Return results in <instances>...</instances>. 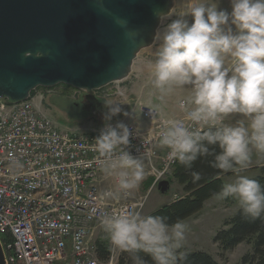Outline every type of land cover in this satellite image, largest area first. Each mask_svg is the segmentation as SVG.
Returning <instances> with one entry per match:
<instances>
[{
    "label": "clouds",
    "instance_id": "1",
    "mask_svg": "<svg viewBox=\"0 0 264 264\" xmlns=\"http://www.w3.org/2000/svg\"><path fill=\"white\" fill-rule=\"evenodd\" d=\"M178 2L179 10L171 15L153 10L159 24L150 68L152 84L162 95L173 86L190 90L180 105L185 115L160 117L156 126L152 117L146 130L137 126L135 134L142 143L167 148V158L187 169L197 159L212 156V167L239 173L247 167L252 148L264 153V0H230V12L218 10L213 0ZM125 102L106 103L104 119L120 114ZM232 114L248 117L249 123H226ZM132 136L127 124L117 122L106 125L94 139L93 150L102 158L100 171L116 184V191H104L101 201L117 199L144 179L142 155L128 150ZM13 167L22 165L13 161ZM192 175L200 179L199 173ZM214 196L234 198L244 215L253 219L264 215V186L254 178L238 175ZM90 215L98 218L113 246L134 254V264H145L141 252L154 264H177L176 253L187 230L183 221L169 224L159 215L96 207Z\"/></svg>",
    "mask_w": 264,
    "mask_h": 264
},
{
    "label": "built area",
    "instance_id": "2",
    "mask_svg": "<svg viewBox=\"0 0 264 264\" xmlns=\"http://www.w3.org/2000/svg\"><path fill=\"white\" fill-rule=\"evenodd\" d=\"M43 98L42 94L19 102L0 98V243L5 263L116 264L114 255L98 257L90 234L101 224L90 215L91 209L140 213L145 199H135L128 190L117 199L101 201V194L116 191V184L100 171L102 158L93 150L94 139L108 124H127L133 131L128 150L142 155L144 172L157 187L172 177L178 161L167 158V148L142 143L135 129L146 130L152 117L156 126L167 116L139 103L115 123L73 132L60 129L43 112ZM182 101L186 100L179 106ZM184 115L183 111L176 118ZM13 161L22 167H13Z\"/></svg>",
    "mask_w": 264,
    "mask_h": 264
},
{
    "label": "water",
    "instance_id": "3",
    "mask_svg": "<svg viewBox=\"0 0 264 264\" xmlns=\"http://www.w3.org/2000/svg\"><path fill=\"white\" fill-rule=\"evenodd\" d=\"M174 0H0V98L27 99L38 87L95 91L129 77L137 54L154 44L153 10ZM169 180L157 189L165 194ZM0 264H6L0 243Z\"/></svg>",
    "mask_w": 264,
    "mask_h": 264
},
{
    "label": "rangeland",
    "instance_id": "4",
    "mask_svg": "<svg viewBox=\"0 0 264 264\" xmlns=\"http://www.w3.org/2000/svg\"><path fill=\"white\" fill-rule=\"evenodd\" d=\"M209 2H211V0H209ZM213 2L217 4L218 10L223 9L229 12L231 11L230 0H213ZM179 8L180 4L178 0H174L173 8L169 15L178 11ZM187 19H189L190 22L192 21L191 17H187ZM162 26L161 24L160 27ZM155 48L156 41L153 45L142 49L137 54L133 63L132 72L127 79L120 82H113L95 91L97 96L100 95L102 105L93 112H88L81 106L83 101L80 100V97L84 91L74 90V88L65 84H59L51 88L38 87L32 91L33 95L42 94L44 96L42 106L43 112L51 118L60 129L73 132L90 131L107 123H115L127 116L123 114L124 112L129 114L139 103L153 107L161 114L167 115V117L168 115L169 117H177L182 113L179 102L187 99L189 90L187 87L181 88L173 86L162 95L158 89L154 88L150 64L154 57ZM109 91L111 92L109 95H104ZM119 91H121V93L117 95L116 93ZM125 99L128 103L125 102L121 104L122 112L112 117L110 121L105 120L104 114L108 111L106 103L114 101L122 102ZM146 102L151 103V105ZM176 108L180 111L178 115L176 112L174 113ZM139 115V111H137V118ZM225 122L230 124L241 122L247 126L249 118L241 114H232L225 118ZM261 165H264V153L258 152L255 148H252L251 159L247 167L239 173L233 172L226 176L223 179L224 184L233 182L238 175L251 178L259 175L260 172L258 167ZM144 173V179L140 182L139 186L131 189L135 199H145L143 208L140 212L142 216H146L162 205L168 204L184 195L182 186H180L174 177L166 179L170 181V187L168 192L162 194L156 186L152 187L153 180L150 175L146 172ZM238 208V202L232 197L225 199H218L215 197L204 204V208L201 211L183 220L187 225V230L183 246L177 251L176 255L178 256L181 250L186 248L190 251H204L212 255L220 264H243L241 261L242 257L251 251V244L249 242L244 241L232 249L223 251L213 241L215 234L220 229L226 227L224 222L230 219ZM90 237L95 245H97L98 241L106 243L110 251L109 256L114 255L115 258L118 259L121 250L111 244L102 226H95Z\"/></svg>",
    "mask_w": 264,
    "mask_h": 264
},
{
    "label": "trees",
    "instance_id": "5",
    "mask_svg": "<svg viewBox=\"0 0 264 264\" xmlns=\"http://www.w3.org/2000/svg\"><path fill=\"white\" fill-rule=\"evenodd\" d=\"M33 92H31V95ZM217 151H219L217 149ZM212 156L197 159L191 169L185 168L179 162L175 165L172 177L182 186L184 195L174 201L162 205L148 215L163 216L169 224L176 221H183L203 209L206 200L215 197L224 184L223 179L233 173L222 172L212 167ZM238 167V166H237ZM259 175L253 177L264 186V165L258 167ZM200 174L199 180H194L192 173ZM226 226L220 229L214 236L213 241L223 250H229L236 245L247 241L251 244V251L246 253L241 261L243 264H264V215L253 219L244 215L239 208L234 215L224 222ZM97 254L101 260L109 257L110 251L106 243L97 242ZM145 264H154L153 260L146 253H139ZM133 253L121 251L117 264H134ZM177 264H220L214 257L204 251H190L182 249L177 256Z\"/></svg>",
    "mask_w": 264,
    "mask_h": 264
},
{
    "label": "flooded vegetation",
    "instance_id": "6",
    "mask_svg": "<svg viewBox=\"0 0 264 264\" xmlns=\"http://www.w3.org/2000/svg\"><path fill=\"white\" fill-rule=\"evenodd\" d=\"M84 93H82L81 94V97H80V100H82L83 101V103H81V106H82V108L83 109H85L86 111H88V112H93L94 110H96L99 106H96V107H94V105L92 106H90L85 100H84ZM100 102H101V100H100Z\"/></svg>",
    "mask_w": 264,
    "mask_h": 264
},
{
    "label": "crops",
    "instance_id": "7",
    "mask_svg": "<svg viewBox=\"0 0 264 264\" xmlns=\"http://www.w3.org/2000/svg\"><path fill=\"white\" fill-rule=\"evenodd\" d=\"M188 90H189V89H188ZM189 91H190V90H189ZM146 103H147V102H146ZM147 104L151 105V103H147ZM181 110H182V109H181ZM175 112H176L177 115L180 113V111H178L177 108L174 110V113H175ZM181 112H183V110H182ZM180 114H181V113H180ZM165 116H167V115H165ZM168 116H169V115H168ZM174 116H176V115H174ZM213 198H215V197H213ZM213 198H210V199L206 200L204 204H206L208 201L212 200ZM203 208H204V206H203ZM189 218H190V217H189Z\"/></svg>",
    "mask_w": 264,
    "mask_h": 264
}]
</instances>
